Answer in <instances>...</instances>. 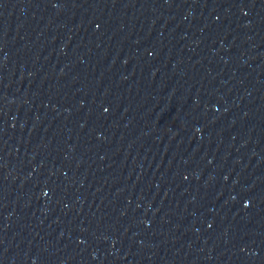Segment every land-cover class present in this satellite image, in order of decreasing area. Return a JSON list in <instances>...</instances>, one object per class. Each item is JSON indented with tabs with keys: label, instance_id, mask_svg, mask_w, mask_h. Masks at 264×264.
Instances as JSON below:
<instances>
[{
	"label": "water",
	"instance_id": "water-1",
	"mask_svg": "<svg viewBox=\"0 0 264 264\" xmlns=\"http://www.w3.org/2000/svg\"><path fill=\"white\" fill-rule=\"evenodd\" d=\"M190 264H264V0H121Z\"/></svg>",
	"mask_w": 264,
	"mask_h": 264
}]
</instances>
